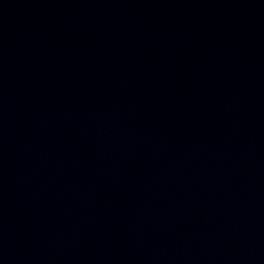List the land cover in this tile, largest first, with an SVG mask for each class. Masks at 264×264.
I'll use <instances>...</instances> for the list:
<instances>
[{
	"label": "water",
	"instance_id": "obj_1",
	"mask_svg": "<svg viewBox=\"0 0 264 264\" xmlns=\"http://www.w3.org/2000/svg\"><path fill=\"white\" fill-rule=\"evenodd\" d=\"M0 264H264V0H0Z\"/></svg>",
	"mask_w": 264,
	"mask_h": 264
}]
</instances>
